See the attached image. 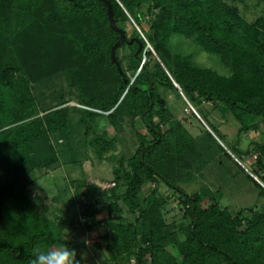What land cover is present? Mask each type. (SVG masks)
<instances>
[{"label": "trees", "instance_id": "16d2710c", "mask_svg": "<svg viewBox=\"0 0 264 264\" xmlns=\"http://www.w3.org/2000/svg\"><path fill=\"white\" fill-rule=\"evenodd\" d=\"M109 1L114 22L126 35L115 51L124 77L110 56L119 34L109 24L103 1L0 0V264H60L59 257L88 264L85 243L77 240L74 230L92 232L103 223L106 231L101 237L107 242L94 245L109 252L104 264H129L132 257L135 264H264V205L260 210L229 212L207 186L190 192L176 184L190 169L200 172L218 146L244 167L264 196V141L251 139L242 148L239 135L258 129L247 119L258 118L264 128L261 33L225 0ZM143 5L146 11L141 10ZM124 24H130V30ZM174 34L193 36L208 52L232 59L233 67L241 64L253 75L252 82L239 74L225 78L215 69L172 53L169 43ZM56 73L66 84L58 92L60 103L40 110L35 85ZM161 89L174 92L184 105L186 100L195 106L204 101L220 103L224 114L239 123L234 143L226 150L211 128L213 133L205 127L191 133ZM73 98L88 120L80 119L82 124H92L84 130L86 137L100 119L115 129L125 121L136 137L134 151L120 154L112 169L115 185L124 187L121 195L133 215L131 221L114 220L115 201L106 217H99L98 196L90 188L86 193L76 190L80 208H68L71 216L63 212L52 226L44 213L29 208L34 202L26 193L31 176L40 170L49 172L60 162L55 140L69 136L66 103ZM87 143L100 158L113 147L111 139L100 135ZM254 155L250 170L240 157ZM159 181L180 197L183 216L189 218L178 225L184 239L177 237L174 222H166L165 197L155 188L150 192L143 188ZM45 198L35 197L41 204ZM1 200L18 207L22 214L18 220L29 226L27 235L13 240L2 217Z\"/></svg>", "mask_w": 264, "mask_h": 264}, {"label": "rangeland", "instance_id": "374dc122", "mask_svg": "<svg viewBox=\"0 0 264 264\" xmlns=\"http://www.w3.org/2000/svg\"><path fill=\"white\" fill-rule=\"evenodd\" d=\"M225 1L237 8L239 14L247 23L253 24L255 28H258V31L261 33L260 38L264 43V0ZM146 8V5H143L141 10L146 11ZM131 22L133 23L132 20ZM143 25L147 27L145 23H143ZM124 27L127 30H130L131 25L124 24ZM169 47L172 53L189 57L197 66L215 69L224 75L225 78L237 74L241 75V77L246 76L245 80H250L251 82L254 78L253 75H251L241 64L240 67H233L234 64L232 59L225 60L223 57L221 59L220 56L203 49L193 36L186 37L174 34L170 40ZM222 60L224 62H222ZM63 85L65 86L66 84L57 73L46 77L41 85H35L36 89L34 90V94L36 95V99L39 100L38 104L40 110L47 111L60 103L58 92ZM64 92L66 95L67 90L65 89ZM160 92L162 96L166 98L169 106L177 117L182 118L185 121V126L191 133H197L202 127H205L212 132L210 130L211 128L215 130V135L217 134L226 146L231 145L232 140L235 139V130L238 129L239 123L236 120H234V122L233 119H231V123H229L226 121L225 117H223L224 123L217 120L220 115L225 113L223 108H221L220 103L212 105V103L204 101L199 106L193 104L196 110L199 111H197L199 115L195 113V115H193L192 113L184 111L183 108L186 105L184 98L185 105L183 101L176 98L174 92L169 90L164 91L162 89ZM66 104L69 106L70 112L68 126L69 136L67 140H55V145L56 147L58 146L57 148L60 150V162L56 168L51 169L49 172L47 171L46 173H43V171L40 170L37 171V174L35 172V174L31 176V178H33L32 184L26 193H30L34 202L30 204L29 208H35L37 214L44 213L45 218H48L47 220L50 222L49 226H52L57 223L59 216L64 215L63 212H66L68 217L71 216L68 213L70 212V210L68 211V208L73 211L80 208V203L77 201L78 199L75 191L80 189L86 193V189L90 188L91 191L96 192L98 196V207L101 211L99 217H106L109 205L112 201H115L117 208L115 207L111 210V215L115 218L114 220L131 221L133 215L128 211L127 205L123 201L121 195L124 187L118 186L117 184L115 185L112 169L117 164L116 158L120 154L128 156L134 151L136 144L134 133L130 130V127L125 121H122V128L115 129L104 119H100L98 124L95 123L92 133L86 137L84 135V130L87 126H84L80 119H83L85 123L87 119L81 116L82 112H80L76 98L70 99ZM227 116H229V114ZM255 121L252 119L246 120L249 124H252V122L256 123L258 129L256 131L249 130L241 132L239 134L241 139H249V137L252 136L257 141H264V128L258 118L257 121ZM218 123H220L219 128L226 132L225 134L229 137L220 133V130L217 129ZM139 124L142 126L140 122ZM91 126L92 124L89 125V127ZM141 129L143 132L145 131L143 128ZM95 135L111 139L113 142V147L105 153V157H97L95 152H93L94 150L91 149L92 147L87 143V139L91 137L93 138ZM218 137L215 138L220 143ZM231 138L233 139L230 140ZM245 147L244 144L243 148ZM248 157L249 156H242L240 158L244 163V166L252 170L254 166L250 161L254 156ZM206 163L207 164H204V167L198 173L194 169H190L183 176H179L176 180V184L190 192L207 186L210 190L215 191L218 200L222 206L228 209L229 212H233L239 208L248 207H254L258 210L262 209V206L264 205V196L260 194V186L252 180L244 167L240 163L234 161L232 157H229L223 149L217 146L212 152V158ZM258 176L263 179L259 173ZM114 188L117 191L113 190ZM143 188L147 189V192H150L155 188L158 195H162L163 198L165 197L162 212L166 222L169 223V225L175 223L173 226L174 231L178 234L177 237L179 239H184V231L180 232L178 225L188 223L189 218L183 216L184 209L178 194L166 187L164 183L160 181L158 183L152 182L145 184ZM210 195H212V193H210ZM54 196H57L58 198L54 199ZM143 196L144 194L141 192L140 198L142 199ZM35 197L46 198L43 199V204H41L40 202H37ZM85 197V195L80 196V198L83 199H85ZM1 201L2 217L9 227L13 240L22 238L21 235H27L29 233V226L27 227V222L25 221L26 227H23L22 222L18 220L19 217L22 218V214L18 210V207L14 204L5 205V201ZM16 205H18V203ZM45 207L46 209H44ZM17 212L20 213L17 214ZM105 231L106 228L104 227V223L100 228L92 232L84 230L81 227L74 230V236L77 240H83V243H85V246L82 249L84 258L88 264H104L102 260L109 252L106 251V249L96 248L94 244L95 242H101L102 246H105L107 240L101 237L105 234ZM170 249L175 251L173 247ZM58 261L60 264H72L63 257H59ZM134 262L135 260L132 257L129 260V264H135Z\"/></svg>", "mask_w": 264, "mask_h": 264}, {"label": "water", "instance_id": "95a60500", "mask_svg": "<svg viewBox=\"0 0 264 264\" xmlns=\"http://www.w3.org/2000/svg\"><path fill=\"white\" fill-rule=\"evenodd\" d=\"M101 1H103L107 6V17H108V21H109L110 26L119 34L118 39L116 40V42L112 45V47L110 49V56H111V59L115 62L119 73L124 77V72L122 70V67L120 65L118 58L115 55V51L118 47L121 46V44L126 39L125 30L123 28H121L120 26L115 24L114 18H113V9H112L111 2L109 0H101ZM140 47H141V44H139V48ZM139 48H138V50H139ZM124 81H125V78H124ZM149 94H150V92H149ZM151 105H152V101L150 103V106ZM86 122H88V121L86 120ZM89 125L87 124V126H89Z\"/></svg>", "mask_w": 264, "mask_h": 264}, {"label": "crops", "instance_id": "0c3cea01", "mask_svg": "<svg viewBox=\"0 0 264 264\" xmlns=\"http://www.w3.org/2000/svg\"><path fill=\"white\" fill-rule=\"evenodd\" d=\"M226 115H228V113L227 114H223V115H220V117H218L217 118V120H219V122H223L224 123V119H223V117H225L226 118V121L227 122H229V123H231L230 122V120L231 119H233V121L235 120L232 116H230V114H229V116H226ZM235 122V121H234ZM226 123V122H225ZM220 123H218V125H217V129L218 130H220V133L222 134V135H224V136H227V137H229L228 135H226L225 133L226 132H224L223 130H221L220 128ZM211 130V129H210ZM213 133V132H212ZM235 134H236V130H235ZM213 135H215L214 133H213ZM230 135H231V133H230ZM216 138H217V136H215ZM235 138V137H234ZM218 139H219V141L221 142V145L226 149V150H228V148L230 147V146H226V144L222 141V139L220 138V137H218ZM233 138H231L230 140H232ZM251 139H253V140H256V139H254L252 136H250L249 137V139L248 138H244V139H242V142H244V143H242L241 142V145L243 144H245V146L247 145V143L249 142V140H251ZM223 143V144H222ZM230 143H231V141H230ZM234 143V139L232 140V143L231 144H233ZM243 145H242V148H243ZM251 161H252V159H251Z\"/></svg>", "mask_w": 264, "mask_h": 264}, {"label": "built area", "instance_id": "2783aa9c", "mask_svg": "<svg viewBox=\"0 0 264 264\" xmlns=\"http://www.w3.org/2000/svg\"><path fill=\"white\" fill-rule=\"evenodd\" d=\"M175 85L177 86V87H179L176 83H175ZM184 111L185 112H187V113H189V112H193V113H195V114H197V115H199L198 114V112H197V110H196V108L188 101V100H186V105L184 106ZM254 157H255V155H254ZM254 176V178H256L257 179V177L255 176V175H253Z\"/></svg>", "mask_w": 264, "mask_h": 264}]
</instances>
